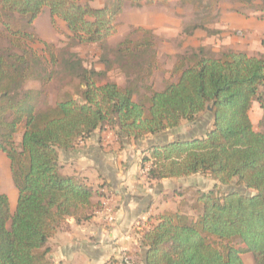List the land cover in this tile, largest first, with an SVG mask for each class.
<instances>
[{
  "label": "trees",
  "instance_id": "trees-1",
  "mask_svg": "<svg viewBox=\"0 0 264 264\" xmlns=\"http://www.w3.org/2000/svg\"><path fill=\"white\" fill-rule=\"evenodd\" d=\"M90 1L0 0V38L7 41L0 47V151L10 160L18 190L14 211L9 195L0 191V264H55L50 238L68 218L85 222L102 208L104 200H94L100 192L86 177L61 172V150L74 148L98 128L109 126L121 142L131 141L196 121L205 112L213 115V125L204 135L143 150L141 169L150 180L200 173L216 182L207 191H182L192 193L191 213L165 210L142 230L145 263L246 264L243 253H252L254 264H264V131L251 118L254 101L264 110V56L235 50L214 54L205 47L184 51L158 89L155 31L132 26L112 47L109 39L119 32L126 0H105L102 6ZM129 1L141 7L173 0ZM179 1L197 11L218 6L216 0ZM45 7L56 29L60 19L78 44L100 45L106 64L102 70L88 68L70 54L64 71L79 80L78 88L64 91L54 103L49 88L62 59L56 43L42 38L34 25ZM257 10L264 12V3ZM216 16L201 17L187 33L205 29ZM115 64L125 84L105 79ZM30 81L35 83L28 86ZM232 182L252 192L221 191ZM186 202L185 197L181 205Z\"/></svg>",
  "mask_w": 264,
  "mask_h": 264
},
{
  "label": "crops",
  "instance_id": "crops-1",
  "mask_svg": "<svg viewBox=\"0 0 264 264\" xmlns=\"http://www.w3.org/2000/svg\"><path fill=\"white\" fill-rule=\"evenodd\" d=\"M97 1L98 6L105 3V0ZM224 6L220 19H216L205 29L198 28L190 34L186 33L195 37L198 31L207 30L210 36L204 42L183 44L182 50L175 52L173 56L175 59L178 53L199 47H211L214 54L224 50H235L264 56V43L261 40L264 39V19L259 18L258 13L239 12V8L232 7L235 5ZM235 31L237 33L241 31L242 34L234 35ZM173 65L174 63L171 69ZM161 88L163 86L158 89ZM196 125L197 120L193 122L183 120L175 128L157 134H147L137 140L124 139L122 142L115 129L98 128L74 148L61 150V172L65 175L86 177L89 185L101 194L94 197L95 201L105 200L108 192L114 193L116 218L113 222H108L104 213L99 210L85 222L78 223L74 218H68L64 226L49 240L52 261L55 264H122V252L127 250L135 256L139 264H146V249L138 236L142 230L157 223V217L163 211L178 209L188 211L185 207L189 204L186 202V205H181V201L188 197L189 193L182 194V191L185 192L184 189L192 187L195 184V176L200 173L159 181L150 180L141 169L143 150L166 141L204 135L213 125V115L210 113L207 130L193 135ZM0 161L3 162V166L9 165L1 153ZM208 179L213 181V186L216 184L212 178ZM198 188L204 191L211 189V187L196 189ZM186 201L191 202L188 199ZM16 204L17 200L15 207ZM127 234L132 235L131 240L125 239Z\"/></svg>",
  "mask_w": 264,
  "mask_h": 264
},
{
  "label": "rangeland",
  "instance_id": "rangeland-1",
  "mask_svg": "<svg viewBox=\"0 0 264 264\" xmlns=\"http://www.w3.org/2000/svg\"><path fill=\"white\" fill-rule=\"evenodd\" d=\"M209 1V0H206ZM218 6L215 5L214 9H200L199 11L195 10L192 5L182 4L179 0H173L168 5H159V4H145L141 7H137L132 4L129 0L125 1V5L122 13L120 14L119 20L121 21V27L119 32L112 36L109 39V45L115 46L118 42L123 40L132 30V26H145L152 28L159 41V62L160 68L156 71L153 81L155 86L162 87L165 85L166 80L170 78L169 75L171 72L172 64L175 61L173 57L176 51L182 50V46L185 43L194 44L197 41L204 42L210 35L209 31L200 30L194 35H187V30L191 25L201 22V17H206L208 14H216L217 16L210 23L214 22L216 19L221 18V10L224 9V5H235L232 6L235 9L239 8V12L244 14L258 13V17L262 20V15L264 12L258 11V5L264 3V0H216ZM90 4L93 6H98L99 2L97 0L90 1ZM227 6V7H228ZM230 7V9L232 8ZM220 21V20H218ZM217 21V22H218ZM216 23V22H215ZM214 23V24H215ZM35 31L45 40L53 41L56 43L59 56L62 59L59 64V74L53 80L49 88V97L48 100L51 103H54L58 96L63 95L64 91H69L71 93L76 92L78 88V79H71L70 76L64 71L65 60L74 53L78 58L82 60V63L85 67L96 68L102 70L106 68L105 62L102 60L103 48L97 44H78L73 38H71V32L68 30L66 24L60 20L58 22V29H56L51 22V13L48 7H45L42 13L35 19L34 22ZM217 26V24H216ZM214 25V27H216ZM0 24V28H1ZM218 27V26H217ZM187 33V34H186ZM241 35L240 31L237 33L234 32V35ZM237 35V36H238ZM264 43V39L261 38ZM7 46V41L4 38H0V47ZM35 47L42 49V45L36 44ZM210 52L212 51L211 47L206 48ZM191 51V49L189 48ZM217 54V53H215ZM112 55V54H111ZM114 57V56H113ZM114 65V68L108 71L105 79L115 80L120 84H125L126 79L123 72ZM169 76V78H168ZM35 82L30 81L28 86L34 84ZM255 104L251 109V117L254 123V126L257 130L264 131V110L258 104V101H254ZM210 120V113L205 112L199 116L197 119V125L195 126V134H201L207 130V126ZM187 131V130H186ZM22 135L17 136V143H21ZM9 162V165L3 166V162L0 161V191H5L11 202V208L15 210V203L18 197V190L14 185L11 176L10 169V160L7 155L0 151ZM209 177L200 174L195 176V184L192 186V191H195L197 187L207 189L208 187H213V181L208 179ZM237 189L247 193L252 192L251 190L246 189L243 186L237 185L235 182H232L229 185H221L220 189L222 192H225L229 189ZM186 196V200H190V196ZM193 203V202H192ZM191 203L189 202V205ZM192 205V204H191ZM189 212H192L191 207L187 206ZM243 259L246 264H254V257L252 253H243Z\"/></svg>",
  "mask_w": 264,
  "mask_h": 264
},
{
  "label": "built area",
  "instance_id": "built-area-1",
  "mask_svg": "<svg viewBox=\"0 0 264 264\" xmlns=\"http://www.w3.org/2000/svg\"><path fill=\"white\" fill-rule=\"evenodd\" d=\"M109 126H106V128ZM143 174L147 177V169H142ZM115 195L113 192H108L102 208L99 211L103 212L108 222H113L116 218V209H115ZM140 236V235H139ZM138 236V237H139ZM126 240H131L132 235H125ZM122 264H139L135 256L127 250H124L121 255Z\"/></svg>",
  "mask_w": 264,
  "mask_h": 264
},
{
  "label": "water",
  "instance_id": "water-1",
  "mask_svg": "<svg viewBox=\"0 0 264 264\" xmlns=\"http://www.w3.org/2000/svg\"><path fill=\"white\" fill-rule=\"evenodd\" d=\"M209 109H211V107H209Z\"/></svg>",
  "mask_w": 264,
  "mask_h": 264
}]
</instances>
